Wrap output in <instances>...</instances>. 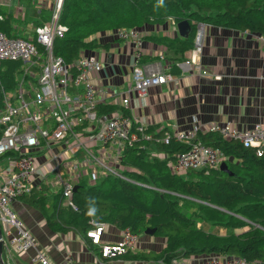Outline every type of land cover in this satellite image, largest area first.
Masks as SVG:
<instances>
[{"label": "trees", "instance_id": "trees-1", "mask_svg": "<svg viewBox=\"0 0 264 264\" xmlns=\"http://www.w3.org/2000/svg\"><path fill=\"white\" fill-rule=\"evenodd\" d=\"M168 20L186 21L187 35L151 38L165 48L168 72L177 75L176 63L193 49L198 24L264 37V0H64L59 22L65 30L53 40V53L71 64L81 53L100 46L97 34L137 30ZM0 31L22 38L9 33L7 19L0 20ZM2 64L1 86L13 89L18 64ZM97 110L103 114L114 108L98 105ZM157 129L146 127L150 139L123 147L117 168L122 177L105 171L90 184L79 179L71 197L74 208L65 204L61 190L47 196L33 189L20 197L41 213L52 231L80 235L107 264H174V260L202 255L264 264V154L257 156L255 148L216 132H199L198 141L220 150L227 171L194 169L175 174L169 164L187 146L169 130ZM166 136L167 144L162 141ZM9 157L14 154L0 156V162ZM99 224L120 231L129 228L139 237L147 231L163 239L164 246L159 252L135 248L102 258V246L87 236Z\"/></svg>", "mask_w": 264, "mask_h": 264}, {"label": "built area", "instance_id": "built-area-1", "mask_svg": "<svg viewBox=\"0 0 264 264\" xmlns=\"http://www.w3.org/2000/svg\"><path fill=\"white\" fill-rule=\"evenodd\" d=\"M37 1V0H31ZM47 2L50 19L46 25L34 28L35 43L32 39L8 37L0 31V64L5 61L16 62L19 77L13 89H4L0 83V156L8 153L14 157L7 160L6 173L0 179V227L8 236L7 247L16 253L33 250L32 264H52L47 256L35 246L33 235L24 227L16 216L10 203L17 197L29 194L36 185V176H41L39 169L54 167L55 180L60 184L66 205L74 208L71 201L74 189L73 174L80 165L69 166L66 170L70 177L63 179L58 156L72 152L73 148L84 154L103 169L118 177V161L124 146H130L140 138L150 139L146 126L133 117L120 112L98 114L97 106L103 102L105 91L92 84L93 73L102 69L101 63L93 54L83 52L71 64H67L53 53L55 38H61L65 28L60 24V14L64 0H38ZM115 35L123 41L134 44V54L138 57L142 51L136 30H117ZM203 24L197 25L193 53L201 51ZM264 46V37L259 36ZM189 63V62H186ZM204 75L205 72L202 71ZM173 75L166 73L147 75L134 66L131 73L129 90L137 95L146 89L171 82ZM109 93V92H108ZM123 104L128 100L123 99ZM199 132H216L224 139L237 140L245 146L255 148L257 156L264 154V125L255 123L247 128H234L229 123L209 124L189 131H175L170 135L187 146L186 150L176 155L169 164L170 170L181 174L188 170H209L219 168L223 156L216 147L208 146L196 139ZM88 135L87 142L107 148L113 153L110 162L103 150L94 156L87 142L80 137ZM168 137L162 139L167 144ZM60 147V148H59ZM45 152L51 158L40 166H35L36 155ZM88 159L85 165L88 164ZM95 176L96 174L93 173ZM102 225L87 233L92 243H100ZM139 236L129 228L121 231L120 240L112 245H103L102 258H112L123 254L127 249H135ZM174 264H187L185 259L174 260ZM68 264H77L69 262ZM95 264H107L99 259ZM200 264H253L242 257L228 258L211 255Z\"/></svg>", "mask_w": 264, "mask_h": 264}, {"label": "crops", "instance_id": "crops-1", "mask_svg": "<svg viewBox=\"0 0 264 264\" xmlns=\"http://www.w3.org/2000/svg\"><path fill=\"white\" fill-rule=\"evenodd\" d=\"M50 14L47 2L0 0V20H8L9 33L14 36L33 39L34 28L46 25ZM136 33L142 48L138 57L134 54V44L118 39L115 32L97 34L100 46L86 52L93 54L102 65V69L93 73L92 78V84L106 92L99 105L112 106L113 112L133 117L146 127L156 126L157 130L167 129L170 132L189 131L213 123H229L239 129L255 123L264 125V46L258 39L260 35L203 24L200 53L195 54L190 49L184 54V59L176 63L179 74L173 75L171 82L149 87L144 94L137 95L129 90L134 66L140 67L147 75L166 73L169 68V62L163 58L165 48L151 37L181 36L177 24L172 20L161 25L144 26L137 29ZM4 69L5 66L1 63L0 70ZM202 71L205 72L204 75ZM18 77L17 65L14 81L17 82ZM123 99H127L128 103L123 104ZM91 146L94 156L105 150V161L110 162L113 153L108 152L106 147L95 144ZM79 153L80 150L73 152L72 158ZM39 158L42 160L37 163L40 166L44 159L43 156L36 155L35 162ZM87 159V165L79 166V170L74 171V184L79 179L90 184L103 176V169L95 161L88 157ZM6 167V161L0 162V179L6 173ZM95 168L98 170H95L96 175L87 179ZM49 171L48 167L40 168L41 176L35 177L36 180L40 179L36 181V185L41 187L35 190L43 191L47 196L61 190L60 184L55 180V170L52 171L54 179L49 178ZM67 176L70 177L69 174L62 177L66 179ZM10 207L33 235L36 248L52 264H68L70 261L77 264H95L100 259L95 247L89 248L80 235L52 231L41 213L27 205L21 197L15 198ZM101 225L99 246L112 245L120 240V230L107 224ZM1 233L4 263L32 264L30 259L35 252L30 250L27 253H16L10 250L7 247V234L2 229ZM163 246V239L143 235L139 238L137 249L159 252ZM209 256L211 255L192 256L185 260L187 264H200Z\"/></svg>", "mask_w": 264, "mask_h": 264}, {"label": "rangeland", "instance_id": "rangeland-1", "mask_svg": "<svg viewBox=\"0 0 264 264\" xmlns=\"http://www.w3.org/2000/svg\"><path fill=\"white\" fill-rule=\"evenodd\" d=\"M87 136L88 135H82L81 137H80V141L81 142H87L89 139L87 138ZM87 144V146H91L93 143L92 142H87L86 143ZM91 147H93V146H91ZM77 149L76 148H73V150H72V152H69V151H64V152H62L59 156H58V159L60 160V161H62V160H64V162H63V164L60 166V172H61V174H62V176L63 175H65V174H70L69 172H67V168L69 167V166H75V167H77V165H80L81 167L82 166H84L85 165V161H86V159H87V157L85 156V154H84V152L82 151V150H80V153L78 154V155H76V156H74L73 158H72V154H73V152H75ZM97 150H98V148H96V152H97ZM41 156H43V159H44V162L45 161H49V159L51 158V156L49 155V154H45V152H43V153H41L40 154V157ZM36 157V156H35ZM40 162H42V160H41V158H39L38 160H37V162H35V160H34V163H35V166H39L38 164L40 163ZM38 163V164H37ZM3 167H4V165H2ZM2 167V168H3ZM45 169H47V167H45ZM48 169H50V171H49V178H53V176H54V173H52V171L54 170V167L52 166H50ZM53 169V170H52ZM78 170H79V168H78ZM98 171L97 170V168H95L94 169V171H92V173H91V177H90V175H88L87 176V178H93L94 177V175H93V173H97L96 171ZM54 179V178H53ZM189 259H190V257H189Z\"/></svg>", "mask_w": 264, "mask_h": 264}, {"label": "water", "instance_id": "water-1", "mask_svg": "<svg viewBox=\"0 0 264 264\" xmlns=\"http://www.w3.org/2000/svg\"><path fill=\"white\" fill-rule=\"evenodd\" d=\"M177 29H178L179 35L181 37H185L189 30L188 23L186 21L177 23ZM218 169L222 171H227L226 165L224 162L220 164ZM144 234L147 235V231ZM2 253H3V238H2L1 227H0V264H5L2 258Z\"/></svg>", "mask_w": 264, "mask_h": 264}]
</instances>
